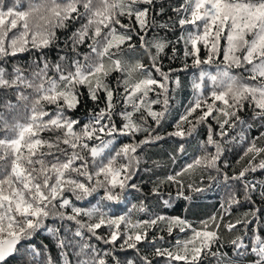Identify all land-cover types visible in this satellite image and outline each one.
Wrapping results in <instances>:
<instances>
[{
    "label": "snow or ice",
    "instance_id": "1",
    "mask_svg": "<svg viewBox=\"0 0 264 264\" xmlns=\"http://www.w3.org/2000/svg\"><path fill=\"white\" fill-rule=\"evenodd\" d=\"M168 7L173 16L162 22L163 0H0V264L22 250L29 264H204L209 256L264 264V131L245 134L257 121L264 127V0ZM69 22L80 26L61 46L57 32ZM176 28L174 41L158 34ZM181 42L185 69L200 71L174 130L162 134L181 86L162 55L171 47L175 59ZM140 50L148 64L125 58ZM202 126L200 154L144 192L138 149L175 139L173 151L186 153ZM229 144L241 146L238 170L224 159ZM143 163L154 175L160 167ZM205 173L213 184L201 187L192 177L203 183ZM221 184L219 209L194 223L187 213ZM38 234L50 243L37 246Z\"/></svg>",
    "mask_w": 264,
    "mask_h": 264
},
{
    "label": "trees",
    "instance_id": "2",
    "mask_svg": "<svg viewBox=\"0 0 264 264\" xmlns=\"http://www.w3.org/2000/svg\"><path fill=\"white\" fill-rule=\"evenodd\" d=\"M7 2V0H6ZM165 3V14L161 17H158L157 19L159 21H167L169 16H173V13L171 9L168 7V4L171 3L173 6L179 4L181 0H163ZM80 26V22L78 23H71L69 22V26L67 29H60L58 30L57 34L60 36V45L63 46L64 38L71 35L73 31H75L76 28ZM159 35L165 36L167 39L175 40L177 36L180 35L179 28H176L174 31H167L162 30L158 32ZM134 43L138 44V41H135ZM177 51L175 53L176 58L170 59V57L173 55L172 48L169 47L166 49L165 54L162 55V63L165 71H168L169 68L177 70L175 72L176 76H179L181 80V86L175 90V92L172 93V101L170 104V115L168 116L167 121L164 124V127L160 130L161 133H167L170 131H173L174 129L171 127V125L174 123L175 119L178 118L179 114L184 111V108L187 106L189 101L192 99V88L191 84L193 79L198 76L200 69L188 67L185 69L184 65L185 62H187L189 65H191V58L184 57V45L183 42L175 45ZM81 52L87 51L86 45L81 46L80 48ZM138 57V60H142L145 64H148V57L143 55L142 50L135 51ZM52 58H55V51H53L51 54ZM201 55H205V53L202 51ZM203 70L215 73V67L214 66H203ZM240 69H234V72L239 73ZM115 75L110 78L112 82L115 80ZM172 87H175L173 85ZM92 107L91 102H87L85 106H82L80 110L76 113L77 116H80L83 118L85 111L87 108ZM157 110H159V106H157ZM246 118L251 116L250 112L242 113ZM151 122V121H150ZM241 128L237 127L235 130L230 132V135L235 136L237 132H239ZM261 131H264V127H261V122L257 121L255 122L254 126L251 129H248L246 131V135L249 137L258 136ZM207 137V128L206 127H200L197 131V134H194V137L188 138V142L186 143L185 147L187 149L186 153H179L174 152V148H176V141L175 139H165L163 141H160L154 145H151L147 148H144L142 150L138 149V152H140V158H141V171L139 176L136 178V183L144 182V192H147L149 188L151 187V184L149 183L150 180H155L157 176H163L166 172H171L173 170H178L179 167L185 163H187L190 159H192L194 156L199 155L198 152V144L200 141L205 140ZM143 134L138 137V139H142ZM216 139H220L219 137H216ZM241 152V146L232 144L226 145L225 155L224 159L228 160L230 163H232L233 167L238 170L239 166L236 165V160ZM177 157L175 159V162H173L172 157ZM143 161H147V167L153 168V162H156L160 165V167L154 168L153 172H144L142 169L145 167ZM210 174L212 176H217V173L215 171H210ZM209 173H205L203 176V183H201V177L200 176H194L192 179L201 187H206L209 184H213V181L208 180ZM264 177H261L260 174H257V179H262ZM217 179H221V177H217ZM137 193L131 192L127 194L128 201L136 202L135 198L137 197ZM225 195L224 188L221 184L220 187L213 186L210 188V190L203 193V195L200 197V199L197 201L198 207L193 209L191 212H188L187 215L190 219L193 220V222H197L199 219L204 218L213 212L217 211L219 209V201L222 196ZM120 207H124V205H121ZM245 209L240 208L237 211V215L241 212H243ZM170 215H177L181 214L180 209L174 208L168 210ZM235 218V217H233ZM74 227V226H73ZM103 231V230H102ZM225 242L230 238L229 234L225 233ZM170 239V238H169ZM34 243L39 246L41 242L43 243H50V238H47L44 235L38 234ZM95 242V241H93ZM54 254L56 250H53ZM129 256L132 255L131 252L128 253ZM10 264H29V260L27 257V254L23 252L22 250V258L18 260H11ZM204 264H215L214 258L209 256L207 259H205Z\"/></svg>",
    "mask_w": 264,
    "mask_h": 264
},
{
    "label": "rangeland",
    "instance_id": "3",
    "mask_svg": "<svg viewBox=\"0 0 264 264\" xmlns=\"http://www.w3.org/2000/svg\"><path fill=\"white\" fill-rule=\"evenodd\" d=\"M125 58L131 62H135L136 60H138V57L135 51L128 53Z\"/></svg>",
    "mask_w": 264,
    "mask_h": 264
}]
</instances>
